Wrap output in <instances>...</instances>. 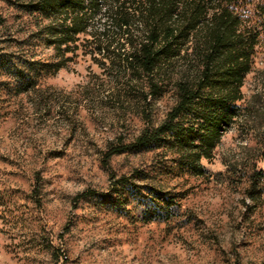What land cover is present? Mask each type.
<instances>
[{
    "label": "rangeland",
    "instance_id": "obj_1",
    "mask_svg": "<svg viewBox=\"0 0 264 264\" xmlns=\"http://www.w3.org/2000/svg\"><path fill=\"white\" fill-rule=\"evenodd\" d=\"M9 1L0 15L22 31L19 22L28 19ZM89 59L79 55L42 79V98L0 92V264H264V207L244 206L252 205L245 197L252 167L264 174V157L253 152L264 121L251 113L237 121L198 176L159 152L107 159L145 124L136 108L116 106ZM88 84L93 90L84 94ZM242 93L248 109H264V46ZM172 104L171 92L153 102V124ZM119 177L131 187L114 189ZM157 190L176 200L168 211L155 209ZM86 191L93 194L81 197Z\"/></svg>",
    "mask_w": 264,
    "mask_h": 264
},
{
    "label": "trees",
    "instance_id": "obj_2",
    "mask_svg": "<svg viewBox=\"0 0 264 264\" xmlns=\"http://www.w3.org/2000/svg\"><path fill=\"white\" fill-rule=\"evenodd\" d=\"M14 6L29 24L19 22L17 31L0 15V92L42 98L48 91L40 87L42 79L88 56L108 78L110 99L136 108L145 124L132 141L111 148L107 159L159 152L176 170L198 176L201 161L213 158L237 121L250 113L264 121V109H248L242 93L264 46V0H17ZM38 46L51 49L48 59L37 54ZM82 90L93 89L88 84ZM168 92L173 104L153 124V102ZM258 103L253 96L248 105ZM255 137L253 152L264 157V125ZM251 170L245 197L252 205L244 206L254 210L264 207V174ZM131 185L119 177L112 187ZM32 194L39 206V190ZM153 202L168 211L176 200L157 190Z\"/></svg>",
    "mask_w": 264,
    "mask_h": 264
}]
</instances>
